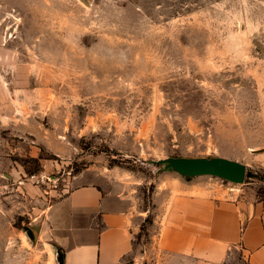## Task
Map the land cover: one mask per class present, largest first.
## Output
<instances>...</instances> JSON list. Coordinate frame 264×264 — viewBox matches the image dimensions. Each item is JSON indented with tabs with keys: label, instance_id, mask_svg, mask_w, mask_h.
<instances>
[{
	"label": "rangeland",
	"instance_id": "rangeland-1",
	"mask_svg": "<svg viewBox=\"0 0 264 264\" xmlns=\"http://www.w3.org/2000/svg\"><path fill=\"white\" fill-rule=\"evenodd\" d=\"M181 158L239 162L243 183L198 177L264 199V0H0V204L16 226L25 177L46 176L25 184L48 201L83 173L126 183L150 210ZM153 218L131 258L154 255Z\"/></svg>",
	"mask_w": 264,
	"mask_h": 264
},
{
	"label": "crops",
	"instance_id": "crops-1",
	"mask_svg": "<svg viewBox=\"0 0 264 264\" xmlns=\"http://www.w3.org/2000/svg\"><path fill=\"white\" fill-rule=\"evenodd\" d=\"M169 175L156 186L150 210L139 208L128 184L85 173L49 201L36 186L18 182L25 210L17 212L29 218L16 226L15 210L0 204V264H264V199ZM151 212L154 255L131 258Z\"/></svg>",
	"mask_w": 264,
	"mask_h": 264
},
{
	"label": "water",
	"instance_id": "water-1",
	"mask_svg": "<svg viewBox=\"0 0 264 264\" xmlns=\"http://www.w3.org/2000/svg\"><path fill=\"white\" fill-rule=\"evenodd\" d=\"M169 168L187 177L215 176L233 183H243L246 167L228 159L181 158L166 161Z\"/></svg>",
	"mask_w": 264,
	"mask_h": 264
},
{
	"label": "built area",
	"instance_id": "built-area-1",
	"mask_svg": "<svg viewBox=\"0 0 264 264\" xmlns=\"http://www.w3.org/2000/svg\"><path fill=\"white\" fill-rule=\"evenodd\" d=\"M36 178V181L37 182H40V181H44L45 180V178H46V176L45 175H40V176H31V177H25V179H22V180H20V184H24L26 181H32V180H34Z\"/></svg>",
	"mask_w": 264,
	"mask_h": 264
}]
</instances>
